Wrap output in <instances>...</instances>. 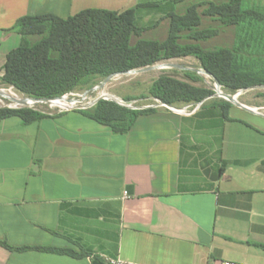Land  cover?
<instances>
[{"label": "crops", "instance_id": "crops-1", "mask_svg": "<svg viewBox=\"0 0 264 264\" xmlns=\"http://www.w3.org/2000/svg\"><path fill=\"white\" fill-rule=\"evenodd\" d=\"M175 3L0 0L1 66L21 45L11 30L20 18L134 8L144 38L170 27ZM216 99L143 113L125 134L82 111L3 120L0 240L85 256L0 245V264H264V105L231 103L226 116Z\"/></svg>", "mask_w": 264, "mask_h": 264}, {"label": "trees", "instance_id": "trees-1", "mask_svg": "<svg viewBox=\"0 0 264 264\" xmlns=\"http://www.w3.org/2000/svg\"><path fill=\"white\" fill-rule=\"evenodd\" d=\"M177 3L183 0H175ZM211 3L206 15L219 17L227 25L257 31L235 48L207 50L198 44L182 43L186 38L201 41L208 34L199 32L202 25L198 7L186 13L168 16L169 34L166 40L144 39L145 28L136 21V9L108 11L87 9L69 19L53 14L20 18L11 28L22 36L21 45L12 50L3 66L0 60V80L21 94L36 99H51L96 84L108 77L132 70L152 67L157 63L194 56L203 69L216 78L222 88L231 92L264 85V15L244 8L246 0H219ZM35 38L36 41L32 39ZM133 38H137L133 44ZM249 48L257 50L247 53ZM153 98L168 105L200 103L214 92L180 81L166 74L151 86ZM131 100V99H129ZM226 116L232 105L219 100ZM154 109L134 111L113 102L100 101L84 112L91 119L110 126L115 133L125 134L137 117ZM45 115L29 108L0 109V123L18 117L24 124H33ZM11 251L36 250L46 253L83 257L70 249L48 246L14 247L0 240Z\"/></svg>", "mask_w": 264, "mask_h": 264}, {"label": "rangeland", "instance_id": "rangeland-1", "mask_svg": "<svg viewBox=\"0 0 264 264\" xmlns=\"http://www.w3.org/2000/svg\"><path fill=\"white\" fill-rule=\"evenodd\" d=\"M219 0H183L180 3H175L176 14L182 15L186 13L187 9L192 6H197L199 14L201 15L202 25L198 28V31L204 32L208 34V38L201 41L191 40L186 38V33H184V37L181 40L182 43H192L198 44L202 48L207 50H217L222 48H235L241 41L245 40L250 35H256L257 31L251 30H243L235 25H227L222 19L219 17H209L206 15V12L211 3H219ZM165 7L160 8H150L152 10L161 11L162 9L168 8V5H164ZM244 8L248 10H252L254 12L260 13L264 15V0H246ZM169 34V20H164L157 28L153 31L148 32L144 35V39H153L158 41H164L167 39ZM36 41L35 38L32 39ZM133 44L136 41V38H133ZM249 41V40H248ZM257 50H253V48H249L247 53L256 52ZM159 65V66H158ZM166 65V66H165ZM157 66L153 69L138 71L143 69L136 70L135 73L129 76H119L116 77L109 85L108 88L112 94H115L121 98L127 99L123 95V90H128L134 93H138L139 96L135 98H129L131 100H139L138 107L144 105H156L158 102L155 101L150 94V89L152 84L162 75L166 74L168 76L174 77L180 81L192 84L196 87L209 89L214 92V96L217 98L216 100H225L217 97V89L215 85L214 79L207 75L206 73H198L196 70L202 68V62L200 59L194 56H187L182 58H177L169 61H163L157 63ZM162 66V67H161ZM165 66V67H163ZM149 68V67H148ZM146 69V68H144ZM100 79H95L91 85H96V83ZM0 90H5L6 92H10V89L7 88L0 80ZM88 90V86L79 89L77 91H85ZM223 93L236 95L239 93L237 101L240 104H250L255 107L264 105V85H257L250 88H245L238 90L237 92H231L225 88L221 89ZM183 104L173 105V107L180 108ZM119 106V105H118ZM253 106V107H254ZM8 108V109H17L15 103L11 101L4 100L0 97V109ZM41 110H46L45 108H40Z\"/></svg>", "mask_w": 264, "mask_h": 264}, {"label": "built area", "instance_id": "built-area-1", "mask_svg": "<svg viewBox=\"0 0 264 264\" xmlns=\"http://www.w3.org/2000/svg\"><path fill=\"white\" fill-rule=\"evenodd\" d=\"M154 67H157V66H154ZM196 71L198 73H206V71L202 68H199ZM135 72L136 70H132V71H129V73L127 74L115 75L108 83H106V80H104V81L99 82L98 84H96L95 86H93L92 88L88 90L74 91V92L64 94L60 97L51 98V99H36V98L27 97L21 94L20 92H18L12 86H6V87L9 88L10 92L15 95L14 99H11L5 96L4 95V92H6L5 90H0V97L4 100H8V101H11L12 103H15V106L17 109L29 108L35 111H39L41 113L51 114V115H60V114L73 112V111L86 112V111L93 109L100 101L113 102L123 108L134 110V111L166 108V109L175 111L179 114H187V113L197 110L208 99L211 98L210 97L207 100L200 102V103L186 104L185 106L180 107V108H176L171 105L165 104L158 99H155V101L158 102V104L156 105L147 104V105L138 107V104L140 102L139 100H129V99L127 100V99L121 98L115 94H112L108 88V85L116 77L123 76V75L129 76ZM215 85H216V89L218 93L217 97L225 99L223 97L225 93H223V91L221 90L222 86H218L216 81H215ZM238 96H239V93H237L236 95H233L236 101L238 99ZM212 97H215V96L213 95ZM40 108H45L46 110L43 111ZM111 264H123V263L117 260V261H111ZM219 264H242V263L223 261V262H220Z\"/></svg>", "mask_w": 264, "mask_h": 264}, {"label": "water", "instance_id": "water-1", "mask_svg": "<svg viewBox=\"0 0 264 264\" xmlns=\"http://www.w3.org/2000/svg\"><path fill=\"white\" fill-rule=\"evenodd\" d=\"M153 68H155V67L152 66V67H149V68H146V69H143V70H138V71H145V70H149V69H153ZM127 73H129V72L120 73V74H116V75H122V74H127ZM206 73H207V72H206ZM207 74H208L209 76L213 77L211 74H209V73H207ZM114 76H115V75H112V76L108 77V78L106 79V83H108V82H109ZM213 78H214V77H213ZM214 80L216 81V83H217L218 86H221L216 78H214ZM217 95H218V94H217ZM223 97H224L227 101L231 102V103L234 104V105H240V103L237 102V101L235 100V98L233 97V95L225 94Z\"/></svg>", "mask_w": 264, "mask_h": 264}, {"label": "bare ground", "instance_id": "bare-ground-1", "mask_svg": "<svg viewBox=\"0 0 264 264\" xmlns=\"http://www.w3.org/2000/svg\"><path fill=\"white\" fill-rule=\"evenodd\" d=\"M159 66V65H158ZM166 66V65H165ZM165 66H163V67H165ZM162 67V66H161ZM123 77V76H122ZM4 95L5 96H7L8 98H11V99H14L15 98V95L13 94V93H11V92H4ZM29 103H31V102H29Z\"/></svg>", "mask_w": 264, "mask_h": 264}]
</instances>
